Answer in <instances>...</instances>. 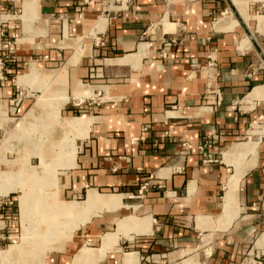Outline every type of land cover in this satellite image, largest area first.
<instances>
[{"label": "crops", "instance_id": "crops-1", "mask_svg": "<svg viewBox=\"0 0 264 264\" xmlns=\"http://www.w3.org/2000/svg\"><path fill=\"white\" fill-rule=\"evenodd\" d=\"M8 39L0 130L44 128L51 186L0 184V264H264V0H0Z\"/></svg>", "mask_w": 264, "mask_h": 264}, {"label": "rangeland", "instance_id": "rangeland-1", "mask_svg": "<svg viewBox=\"0 0 264 264\" xmlns=\"http://www.w3.org/2000/svg\"><path fill=\"white\" fill-rule=\"evenodd\" d=\"M112 1V0H111ZM116 5H119L118 3H115ZM5 66H6V63H5ZM23 68L21 67L20 68V71L22 70ZM18 73H21V72H14L13 74L16 75ZM21 95V94H20ZM20 100V99H19ZM19 100L17 101V103L19 102ZM16 102V101H15ZM4 118H6V116L4 115ZM14 130V126H11L8 128V131L7 133H4L2 130H0V144L2 142V140H4V138H6L7 136L9 137L8 138V142H7V146H8V149L11 148V155H14V151L16 150V148L18 146H22L24 142H17L16 138L13 137V136H18V137H23L25 138L29 145H27V147H24V152L26 154L24 155H21L20 157H17L15 159H2V162L4 163V169L3 170H0V184L2 183L3 185L6 184L7 186H11V182L12 180H16V183L18 185H20L21 181H23L25 183V185L29 184L31 185L32 183H38V188H39V192H38V195H39V199L42 203V200H44L45 198V195L48 194L47 192V188L48 186H51V183L49 181V178L47 177L46 175V171H48V159L47 158H44V159H41V158H33V159H30L32 165H37V166H31L30 163H29V156L27 154L28 151L30 150H37L38 152V155L40 156L41 155H47V147H46V140H47V137H48V134H46L44 131V128L41 126L39 128L35 127V126H31V128H29V126H26V125H23L22 127H20L19 129L15 130L12 135H10V132H12ZM14 165H17L18 168L17 169H12V167ZM14 190V189H13ZM17 190L20 191V194H21V190L18 188ZM16 191V190H15ZM19 194V195H20ZM18 195V196H19ZM38 207L37 206H34L32 208V212L35 213L36 209ZM42 208V206L40 207V209ZM43 208H46L44 214H40V216L36 218V222H30L29 224V231H31L32 227H34V231L36 232V230L38 231V226L39 227H44V228H47L48 224L46 223V216L48 214V207H43ZM42 210V209H41ZM40 210V211H41ZM36 226V227H35ZM57 227V230L58 229H62L63 228V224L62 223H58L56 225ZM41 230V229H40ZM46 232V230H45ZM39 236H36L35 234V239L37 238H40L42 239L43 237H41L43 234L42 232L38 234ZM44 239H46L44 237ZM28 250H32L31 248H29ZM250 257V256H249ZM246 264L247 263V260L245 261ZM249 264H254V262H252V259L250 257V260H248Z\"/></svg>", "mask_w": 264, "mask_h": 264}, {"label": "built area", "instance_id": "built-area-1", "mask_svg": "<svg viewBox=\"0 0 264 264\" xmlns=\"http://www.w3.org/2000/svg\"><path fill=\"white\" fill-rule=\"evenodd\" d=\"M13 41L11 39H8L6 41V51L0 50V78L3 77L4 71H5V62L9 59H12V53L14 50ZM205 68L209 71L208 76L213 77L214 72L216 68V62L211 57L208 58V61L205 64ZM207 146V144L203 145V148ZM202 148V147H201ZM146 188V184L142 185L139 189V193L141 194ZM13 204V201L11 199L2 200L0 199V210H5L6 207H10Z\"/></svg>", "mask_w": 264, "mask_h": 264}, {"label": "trees", "instance_id": "trees-1", "mask_svg": "<svg viewBox=\"0 0 264 264\" xmlns=\"http://www.w3.org/2000/svg\"><path fill=\"white\" fill-rule=\"evenodd\" d=\"M12 59L7 60L5 63L6 65L11 61ZM6 67V66H5Z\"/></svg>", "mask_w": 264, "mask_h": 264}, {"label": "bare ground", "instance_id": "bare-ground-1", "mask_svg": "<svg viewBox=\"0 0 264 264\" xmlns=\"http://www.w3.org/2000/svg\"><path fill=\"white\" fill-rule=\"evenodd\" d=\"M90 199V198H89ZM109 203V202H108ZM12 248V247H11Z\"/></svg>", "mask_w": 264, "mask_h": 264}]
</instances>
